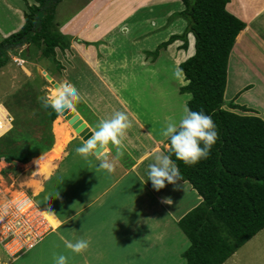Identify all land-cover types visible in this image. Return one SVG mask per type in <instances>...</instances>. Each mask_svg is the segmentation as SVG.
Instances as JSON below:
<instances>
[{"label":"crops","instance_id":"0c3cea01","mask_svg":"<svg viewBox=\"0 0 264 264\" xmlns=\"http://www.w3.org/2000/svg\"><path fill=\"white\" fill-rule=\"evenodd\" d=\"M65 1L66 0H63L57 6L56 13L61 12L63 8L62 3ZM27 2L30 4L35 2L34 4H36L35 0H0V10L6 9L8 13V16L5 15V17L0 20V44L12 34L20 31L25 25ZM72 8L73 10L63 22L57 21L61 33L70 37V43L67 49H56V58L53 62L58 65H53V69H49L47 66L45 67L41 64L42 59L39 63L36 52L38 50L36 47L24 46V49H22V47L16 50L10 54L11 61L8 65L0 69L1 78L9 81L10 89L8 88V90H5L4 96L8 98L12 96L15 97L20 92L22 98L25 99L27 88H31L32 86L33 89L39 76L44 78L43 75L39 74V68L45 70L57 83L63 84L65 82H70L79 90L84 98L83 102L79 103V106H84L91 110L94 117L97 119L95 120L96 123L92 125L91 122L81 114L78 108L75 110L93 132L102 119L111 118L115 111L125 112L129 117L132 127H134V130L137 132L138 141L135 140V145L132 144L134 142L129 143L128 146L130 149L125 147V145L123 147L124 154L128 156L126 158L128 163H122L119 158L117 159L114 156V147L111 148L108 159L114 164L115 170L113 173H119L116 176L118 179L132 172L129 179L130 181L128 183L125 181L120 185L119 182H122L124 178L120 181H115L108 171L96 166L100 164V160H98L96 156H89L85 159L76 152L70 162L77 167L74 169V175L70 178V183L74 191L69 192L66 189L63 192L62 189L61 191L59 190V193L66 194L65 192L68 191V193L71 194L77 193V197L80 200L81 198L84 199V197L88 198L86 203L79 204L80 206H86V208L85 210L80 209V212L76 213L78 217L88 214L91 207L96 208V210L99 209L101 214L108 213V208L112 207L114 212L119 215L118 218L115 216H108L105 218L106 223H112L115 226L118 237V239L113 240V247L111 249L103 250L101 246H96L93 237L94 234L92 235L86 232L87 236H85L86 239L90 241V245L85 253L90 264H95V255H101L100 261L103 262L106 261L108 257L111 258L114 256L115 260L123 261L122 264H135L132 262L135 258V252L130 251L131 247H134L137 253L139 252L138 255L142 257L145 256L144 252L148 250L151 242L155 254L154 256H148V261L142 264H172V262L168 260V257L164 256L166 255V251L161 249L164 246L160 247L158 250V239L174 234L177 235V239L179 240L185 239L184 234L180 231V228V230L177 228L176 223L186 213L196 207L202 199L195 190L194 192L196 195L194 197L191 191L192 186L187 182H182L184 190L179 191L174 190V186L167 184V182H165L166 187L160 191L154 190L151 182L150 184L148 181L145 183L144 176L146 174L143 176L142 173H145L144 170L147 173V168L144 169L140 163V158L143 157L140 154L143 153L146 156L151 155V157H153V147H156L158 143H166L167 140L159 136L161 129H157L158 131L151 129V125L149 126L148 121L140 114L143 110L139 98L141 97L142 99L144 97L142 93L149 92V88L141 82V79L145 75V73H143L145 70L153 67L155 69L158 67L161 60H165V65L162 66V70L168 71V67L169 69L171 67V71H175L177 68L180 69L179 66L181 63L195 54L196 39L193 34L188 35L189 48L187 50L182 49L184 41L176 40L168 45V47L161 49L157 59H154V57L149 54L155 52L159 46L168 42L173 36L182 35L185 32L188 27V21L180 16V13L186 9V6L183 0H82L76 8ZM227 10L246 23V28L238 36L233 48L230 57L229 73L231 74L234 71L231 67L233 61H235V63H255L252 65L253 75L264 77V0H230V3L227 5ZM59 14H62V12ZM5 22H7V24H4ZM10 22L11 24H9ZM257 24H259V28ZM246 50L247 52L248 50L253 52L256 58L251 59L250 57H246ZM17 61H21V64H18ZM35 67L37 70L36 72H34ZM231 69H233V71H231ZM235 71L238 77H242V70L237 64L235 66ZM137 80H140V82L138 83ZM186 84L187 82L183 74L182 86ZM239 86L240 83L236 84V88L232 93H234V96H238L236 104L243 106V104L239 102V98L245 95L243 90L246 89V85L244 87ZM252 87L253 85L249 86L248 90H251ZM184 95L190 96L189 94ZM4 96L2 101L6 100ZM14 97H12V100ZM190 98L191 96L188 97L186 101L188 102ZM14 102L13 100L12 103ZM24 104L25 103H22L20 105L15 103L14 105L20 109L21 107L23 108ZM5 105H8L6 101ZM262 106L264 110V103ZM31 111L35 112L36 118V109H31ZM19 116L21 117L20 122L22 119H28L23 112ZM261 118L264 120L263 112L261 113ZM25 121L28 122V120ZM15 122L16 121H14V123ZM15 126L16 125H14V128ZM142 135L148 138L145 142V149L142 148L143 146L141 143L140 146L138 145V142L141 141L140 136ZM158 140L160 142H158ZM55 141L56 144H54L51 151H53L57 145L56 133ZM137 146L141 148V151L136 150ZM161 151L165 152L164 150ZM131 155H133V158ZM146 162L150 164L153 161L152 159H148ZM127 164H133L132 166L130 165L131 167L129 169L131 170L126 169V166H128ZM139 170L141 174L136 175L134 171L138 172ZM64 172L65 170L58 175L62 176ZM55 177L58 176L55 175L54 178ZM40 184V191H42L43 184L42 182H40ZM105 184L110 186V190L106 189ZM116 184H118L121 190L117 193H115L113 189ZM127 184L129 187H127ZM44 189L46 188L44 187ZM112 189L113 192L111 191ZM136 189H139L142 195L138 193V198L130 197L128 191H136ZM101 194H103V196L105 194L107 198H103ZM154 198L158 199L157 203L160 202V206H165L167 208L168 206L172 207V211L167 213L164 211V214H166L165 217H169L170 221H167L165 227L162 225L163 228H158L156 226L151 227V219L150 223L142 222L143 217H151V209L153 205H155ZM163 198H170L172 204L163 203ZM58 201L59 199L53 204H57ZM81 201L83 202V200ZM79 205L77 207H79ZM66 219H68L67 216L62 221L60 225L62 228L60 229L64 231L67 230L65 232H68L69 230L64 228V223L67 221ZM128 219L135 220L129 222ZM72 221L73 220H71V222ZM78 226L80 227V223ZM63 230L61 232H63ZM161 230H163V232H161ZM65 232L64 236L69 237V241L75 242L77 239L81 238V236H76V238L71 240V234L68 232V234L65 235ZM129 234H131L132 238L128 237L130 236ZM256 237L257 235L250 241L255 240ZM62 238L64 240L63 236ZM136 238L145 239L144 242H148V245L145 246L144 249L138 248L141 246V242L138 241V243L134 245V240L136 241ZM131 239H133V242H128ZM119 241L121 247L118 246ZM184 242L185 244H182V246H187V248L179 250L178 256L172 257L174 260H181V262L177 261V264H186V260L182 257V254L190 247V242L189 240L188 242ZM162 244L168 245L166 242ZM122 249L125 250L124 253L120 252ZM149 251H151V249H149ZM158 253L161 255L162 259L159 258L160 255ZM123 255H125V257H123ZM235 256H232L225 264H237L238 259H233ZM241 264H243L242 261Z\"/></svg>","mask_w":264,"mask_h":264},{"label":"trees","instance_id":"16d2710c","mask_svg":"<svg viewBox=\"0 0 264 264\" xmlns=\"http://www.w3.org/2000/svg\"><path fill=\"white\" fill-rule=\"evenodd\" d=\"M62 1L36 0L38 6L27 4L25 25L0 44V69L11 61L10 54L24 46L36 47L42 59L52 61L57 48L69 47L70 37L61 33L55 21L57 6ZM183 1L186 9L180 16L188 21L187 29L149 54L157 59L161 49L176 40L184 41L182 49L187 50L188 35L193 34L196 39L195 54L179 66L187 82L180 87V94L191 96L188 109L203 111L212 117L218 139L208 158L195 166H186L172 155L182 182L189 183L202 199L177 224L190 242L182 254L186 264H225L264 230V120L254 110L234 102L229 110L225 109L230 57L246 23L227 10L230 0ZM37 83L43 87L47 84L41 76ZM13 105L6 106L11 109ZM35 106L42 121L44 108L40 101ZM44 110L50 119L48 123H53L57 114L50 108ZM14 133L12 128L7 135L11 134V142L17 144ZM27 140L24 135L18 137V143ZM49 147L44 144L29 147L30 151L25 150V155L20 154L17 159L11 153L6 156L27 163L43 155ZM57 168L52 171L54 174Z\"/></svg>","mask_w":264,"mask_h":264},{"label":"rangeland","instance_id":"374dc122","mask_svg":"<svg viewBox=\"0 0 264 264\" xmlns=\"http://www.w3.org/2000/svg\"><path fill=\"white\" fill-rule=\"evenodd\" d=\"M81 2L82 0H66L65 2H63L62 3L63 8L61 9L62 14H59L61 12L56 13L55 21L63 22V20L73 10L72 7L76 8ZM34 3L30 4L29 2H27L26 4H29L30 6L39 5L37 2L36 4ZM5 15L8 16L6 9L0 10V20H2L5 17ZM4 24H7V22H5ZM9 24H11V22ZM258 25L259 24H257V27ZM24 48L25 47H23L22 49ZM36 52H37V59H39V63H40L42 56L38 51ZM245 56L250 57L251 59L256 58L253 52H251L250 50H248V52L247 50L245 51ZM43 59L41 60V64L45 67L47 66L49 69H53V65L54 66L58 65V64H55L52 60L47 61V59H44V60ZM236 64L237 66L239 65L242 70V73H243L242 77L241 76L238 77L235 71ZM254 64L255 63H251V64L239 63V62L235 63V61L231 63L232 65L231 67L234 69V71L233 69H231V71H233L234 73L233 72L231 74L229 73V82L227 85V90H226V95H225V109L229 110L230 109L229 106L233 102L237 103L236 100L238 96L235 95L236 96L235 97L234 93L232 92L235 90L236 84L240 83L241 87H244L246 85V89L243 90L245 95L239 98L240 99L239 102H241L243 106H246L247 108L254 110V112L260 117H261L262 112L264 114V110L262 106V104L264 103V97H263L264 77H257L253 75L252 65ZM163 65H165V60H161L157 68L154 69L153 67V68H149L148 70H145L143 72L145 73V75L141 79V82L145 84L146 87L149 88V92L142 93L144 97L142 99L141 97L139 98V101L141 100L140 104L142 106L143 114L140 112L139 113L148 121L149 126L151 125L150 128L155 129V130L162 129L169 119L179 121L180 117L184 114V110L187 108L186 100L188 99V97H190V96L180 94V87L182 86V76L174 75V71H171V67L170 69L168 67V71L162 70ZM175 65H176V62H175ZM36 71L37 70L35 67L34 72ZM41 71H45V70L41 69ZM39 74L41 75V72H39ZM46 82L47 84L44 87L39 86L37 82L35 86H33V89H32V86L31 88L28 87L26 90V94H25L27 98L25 99L22 98V94L20 92L15 97L12 96L14 97L13 100H15V102L21 101L22 103H25L24 107L23 108L21 107L19 109V107H16L15 105H13V103L8 104L13 101L12 97L8 98L7 96H4L5 90H8L9 88V81L7 79H2L0 76V157L2 158L0 159V166H1L0 186L3 189H6V190L8 189V192L11 191V193H14L17 191L22 192V191L27 190L29 192V195L33 197L35 204L42 210L44 214L47 215L49 221L55 227L54 231L50 233L49 235H47L44 238V240L34 250L28 253L22 254V255H18L15 258H11L10 256H8L3 251L2 247L0 246V264H55L54 257L59 256L61 254L68 257L67 264H90V262H88L85 252L82 254H75L65 246V240L69 241V237L64 236V232L67 230L64 231L63 229H60L62 228L60 227V225L66 216L68 217V219H66L67 221L64 223L65 225L64 228L69 230L68 232L71 234V240L76 238V236L77 237L81 236V238L83 237L84 239H86V236H87L86 232L91 233L92 235L94 234L93 237L95 239L96 246H101L103 250H109L113 247L112 245L113 240L118 239L115 226L112 223H106L105 221V218L108 216H115L116 218L119 217V215H117L114 212V209L112 207H109L108 213H104V214H101L99 209L96 210V208L91 207L88 214L79 216V217L76 216V213H79L80 209L85 210L86 206H80L79 204L86 203V200L88 198H85V197L84 199L81 198V200H83L82 202L80 199H78L77 193L75 194L68 193V191L69 192L74 191V188H72V185L70 183V178H72V175H74L75 173L74 169L77 168L75 165H72L70 162L76 153V149L82 146L84 142L82 141V139L78 137L77 133L73 130L71 125L65 120L64 117L59 116L60 118L63 119V121L66 124L69 125L71 129V132H70L71 136L68 138V143L66 144L64 152L59 158L49 163H43L40 161H36L40 158H43L45 155L49 154L54 144H56L55 133H54L55 121H53V123L51 124L48 123V120L50 119H49V116L47 115L46 110L44 109L41 112V115L44 114L42 121H41V116L38 117V114H37V117L35 118V112L31 111V109L38 110L35 105H39V98H41L40 93L45 94L44 95L45 97L55 92L56 89L54 88V86L50 82L48 81ZM137 82L139 83L140 80H137ZM61 84L62 83H60V85ZM252 85L253 87L251 88V90H248V87ZM3 96L6 97V100L4 101H2ZM5 101L7 102L9 106L13 105V107H11L10 109L11 113H10V110L5 105ZM76 108L79 109L81 114L86 119H88L92 125L96 123L95 120L97 119L94 117V114L92 113L91 110H89L88 108L84 106H79V104L76 106ZM22 112L26 115V117H28V119H22V121L20 122L21 117L19 115ZM235 112L244 114L240 110H236ZM255 113H246V114H255ZM25 120H28V122ZM14 121L16 122L14 123ZM14 125H16L15 128L17 129L16 133H14L16 140H17V144H15L14 141H13L14 143L11 142V137H10L11 134L9 136L7 135V133L12 129V126L14 128ZM25 132L29 133L30 135L29 134L25 135L24 134ZM23 135H24V138L29 139V140H27V142L23 144L18 143V137L23 136ZM127 135L128 136L126 140H124V145L125 147L130 149V147L128 146L129 143L134 142L132 144L135 145V140L138 141L137 132L134 130V127L128 130ZM159 136L161 137V135ZM140 137H141V141L138 142V145L140 146V143H141V145L143 146L142 148L145 149V142L148 138H146V136L144 135ZM158 142L160 141L158 140ZM40 143L42 145L44 144V145L50 146L48 151L43 153V155L35 157V158H31V160L27 163H23L19 160H16L18 155L20 154L25 155L24 151L29 150V147L37 148L38 145H41ZM157 146L153 147L154 154L161 150H164V151L168 150V144H166L165 142L160 143V144L158 143ZM136 150L141 151V148H138L137 146ZM9 153L15 155L16 159H11L7 157L6 155ZM113 153H114V156L116 157V149L113 150ZM133 155H131L132 158H133ZM140 155L143 156L140 158L141 159L140 163L142 164L143 168L144 169L148 168L149 163H147L146 161L148 159H152L153 161V157H151V155L146 156L143 153H141ZM127 157H128L127 154H123V156L120 157L119 159L121 160L122 163H128V160L126 159ZM1 163H4V165L2 166ZM130 165L132 166L133 164H129L128 166H126V169L131 170L129 169L131 167ZM56 166L58 168L54 174L52 171L56 168ZM96 166H99V164H97ZM63 170H65V172L62 174V176L60 175L61 176L60 178L58 174H60ZM134 172L136 175L141 174L140 170L138 172L136 171ZM144 172L145 173H142V175L144 176L146 174L144 176V179H145L144 181H147V173L145 170ZM110 174H111L110 176H112L115 181L116 180L120 181L121 179L124 178L122 182H119V184L121 185V183L123 184L125 181L126 183L130 181L129 179L132 175V172L124 176L121 175L122 178H119V179L116 177L119 173L111 172ZM55 175H57L58 177L54 178ZM32 180H38L42 182L43 184L42 191L40 192L33 191L28 186V182ZM148 182L150 184L151 181H148ZM105 186H106V189L110 190V186L108 184H105ZM44 187L46 189H44ZM127 187H129L128 184H127ZM66 189L68 190L65 192L66 194L59 193V190L60 191L62 190L64 192ZM113 189L115 193L121 191L120 188L118 187V184H116ZM113 189L111 190L112 192H113ZM136 191H128L129 196L132 198H135V197L138 198L139 197L138 193L142 195V192H140L139 189H136ZM191 191L195 197L196 194L194 190L192 189ZM101 195L103 198H107L105 194L104 196L103 194ZM102 197H101V200H102ZM58 199H59L58 203L53 204L54 202H57ZM154 200H155L154 201L155 205H153V208L151 209V212H152L151 217L150 218L143 217L142 222L150 223V219H151V227L156 226L158 228H161V227L163 228L162 225H164L165 227V224L169 220V217H165L166 214H164V211H166V213L170 212L172 211L171 210L172 207L168 206L167 208L165 206H160V202L157 203L158 199L154 198ZM68 204L70 207L68 206ZM78 205L79 207H77ZM51 214L54 216H52ZM71 220L73 221L71 222ZM133 220L135 219H128L129 222H132ZM57 221H59V223H57ZM79 223H80V227L78 226ZM176 226L179 229V226L177 223H176ZM62 230L63 232H61ZM68 232H65V235H67ZM161 232H163V230H161ZM129 235L130 236L128 237H131V234ZM62 236L64 237V240ZM184 237L185 239L179 240L177 239V235L174 234V235H168L166 237H161L160 239H158L159 240L158 250L160 247L164 246L161 248L166 251V255L164 256H167L168 260H170L172 264H177V261L181 262V260H177V259L174 260L172 259V257L178 256L179 250H184L185 248H187V246H182V244H185L184 241L188 242V239L186 238L185 235ZM131 241L133 242V239L129 240L128 242H131ZM138 241L141 242V246H139L138 248L144 249L145 246L148 245V242H144L145 239L143 238H140V239L136 238V241L134 240V245L137 244ZM163 242L168 243V245L162 244ZM118 246L121 247L120 241L118 242ZM149 249H151V251H149ZM130 251L135 252V258L132 261L135 264H142L148 261L147 259L148 256H152V255L154 256L155 254V250L152 248V242L148 250L144 252L145 256H142V257L139 256L138 255L139 252L137 253L134 247H131ZM120 252L124 253L125 250L122 249ZM235 255H234L235 258L233 259L234 260L238 259L237 264H241V261L243 262V264H262L264 263V230L261 231L257 235L255 240L247 243ZM101 257H102L101 255H95V258H96L95 264H122L123 262L121 260L120 261L115 260L114 256H112L111 258L108 257V259L103 262V261H100ZM123 257H125V255H123ZM159 258L162 259L161 255Z\"/></svg>","mask_w":264,"mask_h":264},{"label":"clouds","instance_id":"9594fccd","mask_svg":"<svg viewBox=\"0 0 264 264\" xmlns=\"http://www.w3.org/2000/svg\"><path fill=\"white\" fill-rule=\"evenodd\" d=\"M174 75L182 76L183 70L177 68ZM83 99L79 90L72 83L65 82L51 95L39 98V101L42 108L52 109L59 117L65 112L74 111L76 106L83 102ZM131 126L125 112L115 111L111 118L102 119L97 124L96 130L84 141L82 146L76 149V152L85 159L89 156H96L100 160L99 168L111 173L115 167L109 161L108 154L111 152V147H114L116 158L123 156L124 140L127 138ZM160 135L168 141V154L162 151L154 154L153 162L147 168V181H151L156 191L164 189L165 182L173 185L174 190H184L182 176L172 155L176 160L189 167L207 159L218 139L216 125L212 117L203 111H192L186 108L179 121L169 119L166 122ZM162 202L172 204L170 198H163ZM89 245L90 241L84 238H79L75 242L65 240V246L75 254L84 253ZM67 261L68 257L62 254L54 257L55 264H67Z\"/></svg>","mask_w":264,"mask_h":264},{"label":"built area","instance_id":"2783aa9c","mask_svg":"<svg viewBox=\"0 0 264 264\" xmlns=\"http://www.w3.org/2000/svg\"><path fill=\"white\" fill-rule=\"evenodd\" d=\"M54 228L27 190L12 194L0 186V246L8 256L34 250Z\"/></svg>","mask_w":264,"mask_h":264},{"label":"bare ground","instance_id":"6f19581e","mask_svg":"<svg viewBox=\"0 0 264 264\" xmlns=\"http://www.w3.org/2000/svg\"><path fill=\"white\" fill-rule=\"evenodd\" d=\"M54 126H55L54 129H55V133H56V137H57V145H56L55 149L53 151H51L49 154L45 155L43 158H40L36 161H40L43 163H49V162L54 161L57 158H59L62 155V153L64 152L66 144L68 143V138L71 136L70 135L71 129H70L69 125L63 121L62 118H57L55 120ZM1 165L3 166L4 163H1ZM0 169H1V166H0ZM28 186L33 191H40L41 184L38 180H32V181L28 182ZM15 194H17V193H15Z\"/></svg>","mask_w":264,"mask_h":264},{"label":"water","instance_id":"95a60500","mask_svg":"<svg viewBox=\"0 0 264 264\" xmlns=\"http://www.w3.org/2000/svg\"><path fill=\"white\" fill-rule=\"evenodd\" d=\"M38 70L41 72V75H43L44 78L54 86L55 89L60 86V84L57 83L46 71H41V69ZM61 116L64 117L65 120L71 125L73 130L83 142L87 140L93 133L88 124L83 120V118H81L76 110L65 112Z\"/></svg>","mask_w":264,"mask_h":264}]
</instances>
